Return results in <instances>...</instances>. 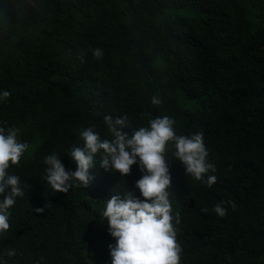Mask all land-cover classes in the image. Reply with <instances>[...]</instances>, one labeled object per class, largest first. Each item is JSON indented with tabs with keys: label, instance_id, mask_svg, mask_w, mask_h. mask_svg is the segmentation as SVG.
<instances>
[{
	"label": "trees",
	"instance_id": "16d2710c",
	"mask_svg": "<svg viewBox=\"0 0 264 264\" xmlns=\"http://www.w3.org/2000/svg\"><path fill=\"white\" fill-rule=\"evenodd\" d=\"M3 91L0 127L30 147L8 169L25 195L0 233V264H90L87 249L111 264L99 212L112 194L140 197L138 159L121 177L96 155L90 186L67 193L43 179L53 152L75 170L67 154L83 147L80 131L111 138L105 115L127 116L129 136L163 116L177 135L203 133L211 187L185 174L171 144L166 154L180 264H264V0H0ZM220 201L235 203L223 218Z\"/></svg>",
	"mask_w": 264,
	"mask_h": 264
},
{
	"label": "clouds",
	"instance_id": "9594fccd",
	"mask_svg": "<svg viewBox=\"0 0 264 264\" xmlns=\"http://www.w3.org/2000/svg\"><path fill=\"white\" fill-rule=\"evenodd\" d=\"M91 54L95 60L104 56L99 47L91 49ZM9 96V91H3L0 100ZM151 103L160 105L162 99L153 96ZM103 123L110 139L102 138L92 127L80 131L78 138L83 147L73 145L67 154L75 170H66L60 155L53 152L43 160L46 166L43 179L53 192L67 193L73 187L90 186L94 177L89 170L94 166L96 155L100 156L101 168L106 172H118L121 177L130 175L131 167L138 159L142 175L135 187L140 197L131 191L112 194L99 212L101 223L107 221V232L115 240L114 245H108L111 264H180L182 248L175 227L180 222L179 212L174 214L170 199L172 180L166 154L171 144L172 158L180 161L185 174L211 187L216 176L208 173H214L216 169L208 161L209 151L203 133L177 135L173 127L175 121L168 116L149 120L147 127L134 129L130 136L122 131L129 127L127 116L113 119L105 115ZM18 134L16 127H0V195L3 196L0 200V233H6L10 228L9 210L15 205L16 198L25 195L20 178L8 172L11 166L20 163L30 147L18 140ZM225 204L235 208L234 201H220L212 211L223 218L227 214ZM35 211L42 213L44 207ZM6 255L15 256V249L8 250Z\"/></svg>",
	"mask_w": 264,
	"mask_h": 264
},
{
	"label": "rangeland",
	"instance_id": "374dc122",
	"mask_svg": "<svg viewBox=\"0 0 264 264\" xmlns=\"http://www.w3.org/2000/svg\"><path fill=\"white\" fill-rule=\"evenodd\" d=\"M27 21V20H26ZM28 22V21H27ZM54 23H56V22H50V24L52 25V24H54ZM76 96V95H75ZM74 96V97H75ZM260 115H262V112H258ZM94 253V255H95V258L94 259H92V254L91 253ZM85 254H86V258H87V260H88V262L90 263V264H101V259H100V257L98 256V255H96L95 254V252L92 250V249H87L86 250V252H85ZM90 254H91V256H90ZM91 258H90V257Z\"/></svg>",
	"mask_w": 264,
	"mask_h": 264
}]
</instances>
